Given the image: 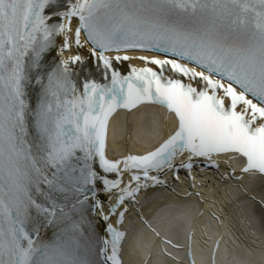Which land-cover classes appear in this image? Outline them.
<instances>
[{"label":"snow or ice","instance_id":"snow-or-ice-1","mask_svg":"<svg viewBox=\"0 0 264 264\" xmlns=\"http://www.w3.org/2000/svg\"><path fill=\"white\" fill-rule=\"evenodd\" d=\"M146 106L163 110L158 142L109 157L112 117ZM194 168L264 205L243 183L264 185V0H0V264H123L129 214L146 258L159 242L197 264L195 206L149 215L140 199ZM179 225L186 245L169 237Z\"/></svg>","mask_w":264,"mask_h":264},{"label":"bare ground","instance_id":"bare-ground-1","mask_svg":"<svg viewBox=\"0 0 264 264\" xmlns=\"http://www.w3.org/2000/svg\"><path fill=\"white\" fill-rule=\"evenodd\" d=\"M133 118L134 116H131L129 120L133 122V131L134 133L137 134L141 130L143 125H147V121L140 120L139 118L138 119L136 118L135 120ZM153 142H155V140H153L152 142L150 141L149 144H153ZM142 148L143 147H139V148L134 147V148H131L129 151L140 152L145 147L143 149ZM256 182L260 187H258L257 189L252 187L254 192L260 193V194L264 193L262 192L264 191V185H262L261 182L258 180H256ZM258 190H261V192ZM238 194L240 198H243V196L240 195V193ZM243 200L245 202V207H247V209L251 211H254L253 214H255L257 219L253 221L249 220L245 222V224L243 223L237 224L235 225L234 228L230 225V227L233 228V232H230V233L226 229H224L225 227L215 228L216 232L214 233V235L213 234L212 235L214 237H216L217 235H223L224 237V239L221 241L220 251L217 253L218 262H220V260L223 259L225 249H227L228 251V258H229L228 263L229 264H236V258L248 259L252 262V264H262V262H264V210H261L259 206H256L254 204V202H251L248 199L246 200V198H243ZM190 201L193 202L192 199ZM181 227L182 225H179L174 229L177 230V229H180ZM173 230L169 232V235L172 237L178 238L179 234H174ZM195 233L193 235L192 244H193V250H194L196 260H198L199 256H198V251H197V246H196V236H195L196 234ZM229 238L231 239V241L229 240ZM158 243L159 242H157V244ZM208 244H211V240L208 241ZM210 246L211 245H208L207 248L208 247L210 248ZM139 255L145 256L144 251L143 253L141 252ZM124 259H125L126 264H140L138 260L135 261L128 254L124 255ZM159 259L167 260V258L161 257L160 255H159ZM184 262L185 264H187L186 260H184ZM171 263H172L171 260H167V264H171Z\"/></svg>","mask_w":264,"mask_h":264}]
</instances>
